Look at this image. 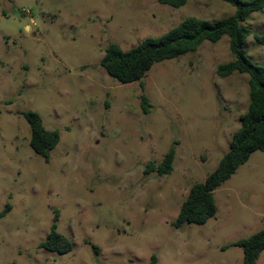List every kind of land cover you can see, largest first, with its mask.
<instances>
[{
  "label": "rangeland",
  "instance_id": "obj_1",
  "mask_svg": "<svg viewBox=\"0 0 264 264\" xmlns=\"http://www.w3.org/2000/svg\"><path fill=\"white\" fill-rule=\"evenodd\" d=\"M235 11L223 0L180 8L159 0H0V264H150L153 256L157 264L243 263L234 244L264 229V152L215 191L218 211L207 223L173 226L249 106L248 75L217 74L233 60L229 36L156 63L130 84L101 66L110 43L128 51L187 17ZM243 25L264 34V9ZM245 48L264 65L254 35ZM27 111L60 132L49 161L30 146ZM172 147L171 174H146ZM56 211L58 231L73 243L68 254L39 246Z\"/></svg>",
  "mask_w": 264,
  "mask_h": 264
},
{
  "label": "trees",
  "instance_id": "obj_2",
  "mask_svg": "<svg viewBox=\"0 0 264 264\" xmlns=\"http://www.w3.org/2000/svg\"><path fill=\"white\" fill-rule=\"evenodd\" d=\"M223 1L236 7L233 15L216 20L187 17L162 36L149 37L128 51H124L117 43H110L101 61V66L111 77L122 84H130L142 81L156 63L195 52L205 41L216 43L228 35L233 60L219 65L217 74L222 78L235 73L247 74L249 77V106L240 117V127L234 132L229 150L221 158L217 168L203 182L192 186L178 218L173 222L177 229L187 223L202 225L214 217L218 211L215 191L229 180L240 166L247 163L254 152H264V65L256 64L245 48L246 40L251 35H254L257 44L264 45V34H254L243 25L253 12L264 9V0ZM187 2L188 0H159L160 4L173 8L183 7ZM142 107L145 113H148L151 107L145 94L142 96ZM23 115L31 128L32 150L49 161L51 152L60 142V132L48 130L37 112L27 111L23 112ZM175 155V147H172L160 163L151 162L146 166V174H171ZM10 209L8 204L1 216H5ZM58 219L59 212L56 211L55 222L39 246L50 252L68 254L73 251V243L58 231ZM234 245L243 249L242 264H258V259L264 251V229L237 241ZM92 247L98 251L95 245ZM157 262V257L153 256L150 264Z\"/></svg>",
  "mask_w": 264,
  "mask_h": 264
},
{
  "label": "crops",
  "instance_id": "obj_3",
  "mask_svg": "<svg viewBox=\"0 0 264 264\" xmlns=\"http://www.w3.org/2000/svg\"><path fill=\"white\" fill-rule=\"evenodd\" d=\"M215 195V194H214Z\"/></svg>",
  "mask_w": 264,
  "mask_h": 264
}]
</instances>
